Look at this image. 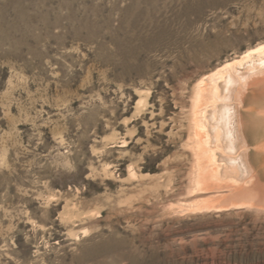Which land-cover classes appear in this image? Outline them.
Here are the masks:
<instances>
[{
  "label": "rangeland",
  "instance_id": "1",
  "mask_svg": "<svg viewBox=\"0 0 264 264\" xmlns=\"http://www.w3.org/2000/svg\"><path fill=\"white\" fill-rule=\"evenodd\" d=\"M262 42L264 0H0V264H264L263 209H188L184 146L195 82Z\"/></svg>",
  "mask_w": 264,
  "mask_h": 264
},
{
  "label": "bare ground",
  "instance_id": "2",
  "mask_svg": "<svg viewBox=\"0 0 264 264\" xmlns=\"http://www.w3.org/2000/svg\"><path fill=\"white\" fill-rule=\"evenodd\" d=\"M248 61L247 71L240 72L238 66ZM186 120L184 146L193 156V191L209 194L188 209L264 210V177L253 166L256 162L264 167V42L201 76L193 86ZM217 151L229 158L244 155L252 169V182L247 185L232 174L221 175L220 166L228 165L223 157L220 165Z\"/></svg>",
  "mask_w": 264,
  "mask_h": 264
}]
</instances>
